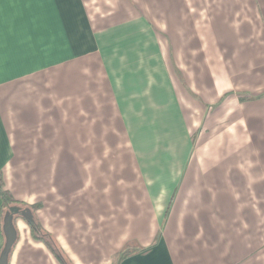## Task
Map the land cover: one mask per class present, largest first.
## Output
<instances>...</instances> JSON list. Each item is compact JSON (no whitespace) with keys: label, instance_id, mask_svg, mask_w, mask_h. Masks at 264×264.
Returning <instances> with one entry per match:
<instances>
[{"label":"crops","instance_id":"obj_1","mask_svg":"<svg viewBox=\"0 0 264 264\" xmlns=\"http://www.w3.org/2000/svg\"><path fill=\"white\" fill-rule=\"evenodd\" d=\"M0 179L71 264H264V0H0Z\"/></svg>","mask_w":264,"mask_h":264},{"label":"trees","instance_id":"obj_2","mask_svg":"<svg viewBox=\"0 0 264 264\" xmlns=\"http://www.w3.org/2000/svg\"><path fill=\"white\" fill-rule=\"evenodd\" d=\"M254 97H249V96H241V99L243 100H247V99H253ZM0 194H1V198H2V220H3V233L5 236V232H4V225L6 222V219L9 215H12V220H13V224L16 227V222L18 219H24L30 226V230H31V234L32 237L36 240H40L42 242H44L45 244L48 245V247L52 250V252L55 254V256L59 259V261L62 264H68L66 262L65 257L63 256V250L59 248L60 252H57L54 248V245L48 240L47 236H51L49 234H47L43 227H41V225L39 223L35 222V219L32 215V218L26 217L23 212L27 211L28 209L31 211L30 207L26 206L23 202L17 200L14 198V196L11 194V192L6 189L4 187V183L3 180L0 179ZM36 207V206H34ZM14 208H17L16 211H13ZM41 233V235H40ZM5 242H6V236H5ZM5 242L4 245L2 247L1 252L3 251L4 247H5ZM15 244L13 245L10 253H9V261H10V257L13 251ZM133 252H135L134 250H127L124 251L122 253L119 254V259L117 261L116 264H118L123 258H125L126 256H129L130 254H132ZM63 253V254H62Z\"/></svg>","mask_w":264,"mask_h":264},{"label":"water","instance_id":"obj_3","mask_svg":"<svg viewBox=\"0 0 264 264\" xmlns=\"http://www.w3.org/2000/svg\"><path fill=\"white\" fill-rule=\"evenodd\" d=\"M16 210L17 208L13 209V211H16ZM23 214L26 217L32 218V214L29 209L27 211H24ZM4 232L6 236V242H5L4 249L0 254V264H9V253L13 245L17 241V229L15 225L13 224L12 215H9L6 219V222L4 225Z\"/></svg>","mask_w":264,"mask_h":264},{"label":"rangeland","instance_id":"obj_4","mask_svg":"<svg viewBox=\"0 0 264 264\" xmlns=\"http://www.w3.org/2000/svg\"><path fill=\"white\" fill-rule=\"evenodd\" d=\"M40 235H41V233H40ZM47 238H48V240L54 245V248H55V250L57 251V252H60L59 251V248H58V246H57V244H56V242H55V240L52 238V237H49V236H47ZM128 250V248H125V249H123V250H120V251H118V252H116V253H113L112 255H111V258H110V264H116L117 263V261H118V259H119V254L120 253H122V252H124V251H127ZM130 250V249H129ZM63 254V253H62ZM63 256L65 257V259H66V255L65 254H63ZM67 263H69L68 261H67ZM69 264H71V263H69Z\"/></svg>","mask_w":264,"mask_h":264}]
</instances>
